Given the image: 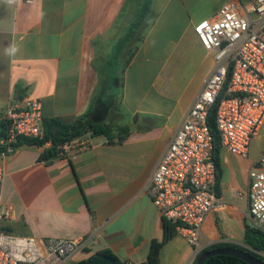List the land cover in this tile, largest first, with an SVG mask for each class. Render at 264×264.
Wrapping results in <instances>:
<instances>
[{"label": "crops", "instance_id": "1", "mask_svg": "<svg viewBox=\"0 0 264 264\" xmlns=\"http://www.w3.org/2000/svg\"><path fill=\"white\" fill-rule=\"evenodd\" d=\"M229 1L208 9L198 0H152L144 18L145 0H0V121L10 103L31 97L43 119L75 125L93 106L114 130L111 139L88 131L73 140L75 151L51 160L41 158L51 143L17 142L4 162L1 212L10 217L0 231L83 242L63 264L104 249L124 263L146 262L164 236L149 181L216 66L194 28ZM263 155L220 149V207L204 221L199 251L244 246L254 224L249 173ZM195 255L177 232L160 264H190Z\"/></svg>", "mask_w": 264, "mask_h": 264}, {"label": "built area", "instance_id": "2", "mask_svg": "<svg viewBox=\"0 0 264 264\" xmlns=\"http://www.w3.org/2000/svg\"><path fill=\"white\" fill-rule=\"evenodd\" d=\"M32 4L34 0H22ZM195 33L207 51L215 52V69L190 108L181 127L154 170L148 193L162 218L176 225L199 252L206 217L220 207L213 137L207 118L217 104L215 124L221 147L248 157L252 141L264 129V0H232ZM0 220L5 160L21 138L43 137L41 101L24 97L10 103L0 121ZM79 147L64 143L61 156ZM249 215L264 230V155L252 166ZM83 242L18 236L0 231V264H63ZM126 264H135L127 262Z\"/></svg>", "mask_w": 264, "mask_h": 264}, {"label": "trees", "instance_id": "3", "mask_svg": "<svg viewBox=\"0 0 264 264\" xmlns=\"http://www.w3.org/2000/svg\"><path fill=\"white\" fill-rule=\"evenodd\" d=\"M152 0H145L144 4V18H146ZM217 104L213 106L210 110L207 118V123L213 137L214 144V160L217 168V190L219 188V182L221 178V167H220V159L219 152L221 147V140L218 134V130L215 124V116H216ZM94 108L91 106L87 114H85L82 118L78 120V123L75 125L66 124L59 119H43L42 129H43V137L42 138H21L18 141V144H26V145H35V146H44L46 143H51L50 147L47 148L43 153L41 158L44 160H51L56 157L61 156V146L70 142L84 133L90 131L93 135H104L107 138H112L113 128L112 124L105 122V115L95 114L93 112ZM125 133L121 136L123 139L127 130L124 129ZM5 128L2 123H0V137L4 134ZM176 225L172 222L164 220V236L161 241L153 240L150 245L149 254L147 260L143 264H160V251L161 248L171 240L175 234ZM236 248L243 250L256 258L260 259L264 262V230L255 226L246 225L245 235H244V246H239L231 243H221L212 245L206 249L201 250L198 255L203 252L219 249V248ZM72 264H126L122 262L111 250L104 249L96 252L93 256L86 260H82L79 262H75ZM192 264H196L194 261ZM204 264H248L241 259L236 257L228 256V255H216L208 258Z\"/></svg>", "mask_w": 264, "mask_h": 264}, {"label": "water", "instance_id": "4", "mask_svg": "<svg viewBox=\"0 0 264 264\" xmlns=\"http://www.w3.org/2000/svg\"><path fill=\"white\" fill-rule=\"evenodd\" d=\"M198 253H196L195 258L193 259V261L190 264H192L194 261L196 262V264H204V262L208 258L216 256V255H228V256L236 257V258L241 259L242 261H244L248 264H264L263 261L256 258L255 256H253V255H251V254H249L243 250L236 249V248L224 247V248L206 251L200 255H198Z\"/></svg>", "mask_w": 264, "mask_h": 264}, {"label": "rangeland", "instance_id": "5", "mask_svg": "<svg viewBox=\"0 0 264 264\" xmlns=\"http://www.w3.org/2000/svg\"><path fill=\"white\" fill-rule=\"evenodd\" d=\"M198 1H204V4L206 8L211 9L212 7L220 4L222 0H198ZM150 22V17L147 19V21L144 22L143 24V29L144 32H146L147 26ZM114 88L117 89V86L114 85ZM116 95L118 94V91L114 92ZM3 98H4V93L0 92V115L2 114V111L4 110L3 105ZM251 150L255 151L257 153H261L264 151V129L261 131L260 135L252 141L251 144ZM253 226L257 227L255 223Z\"/></svg>", "mask_w": 264, "mask_h": 264}, {"label": "clouds", "instance_id": "6", "mask_svg": "<svg viewBox=\"0 0 264 264\" xmlns=\"http://www.w3.org/2000/svg\"><path fill=\"white\" fill-rule=\"evenodd\" d=\"M14 51V50H13Z\"/></svg>", "mask_w": 264, "mask_h": 264}]
</instances>
